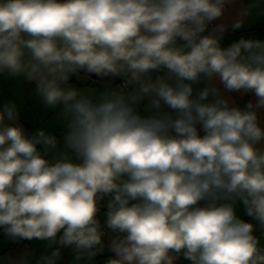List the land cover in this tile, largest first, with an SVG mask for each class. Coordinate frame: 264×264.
<instances>
[{"label": "clouds", "instance_id": "clouds-1", "mask_svg": "<svg viewBox=\"0 0 264 264\" xmlns=\"http://www.w3.org/2000/svg\"><path fill=\"white\" fill-rule=\"evenodd\" d=\"M233 2L0 0V77L61 126L0 105V230L51 249L15 264H264V39L223 43L264 0Z\"/></svg>", "mask_w": 264, "mask_h": 264}, {"label": "crops", "instance_id": "crops-1", "mask_svg": "<svg viewBox=\"0 0 264 264\" xmlns=\"http://www.w3.org/2000/svg\"><path fill=\"white\" fill-rule=\"evenodd\" d=\"M248 2L249 0H234L233 4L226 10L224 21L230 22L235 19L239 9ZM242 35L264 39V6L254 9L253 14L247 18L243 28L233 30L229 27L224 35L223 43L227 45ZM70 83H74L77 87H86L88 90H91V88L103 89L104 87L103 84L92 77L81 80L74 76ZM116 83H120L119 79ZM225 95L241 106L249 99L255 98L253 94L241 92L225 93ZM7 101L15 102L19 106L20 122L29 131H33L37 127H47L49 130H55L56 128L57 132L61 130L60 125H55L53 111L46 109L36 95L34 83H30L23 78L8 79L0 77V105ZM261 117L264 120V110H261ZM50 251L47 242L38 240L13 241L5 235L3 230H0V264H15V261L25 256H30L34 262L41 255ZM109 255L110 253L107 251L99 254L95 259V264H104V259ZM73 262L74 253L70 248H64L58 264H73Z\"/></svg>", "mask_w": 264, "mask_h": 264}, {"label": "trees", "instance_id": "trees-1", "mask_svg": "<svg viewBox=\"0 0 264 264\" xmlns=\"http://www.w3.org/2000/svg\"><path fill=\"white\" fill-rule=\"evenodd\" d=\"M92 78H93V79H96V80H98V81H99V78H97V77H95V76H92Z\"/></svg>", "mask_w": 264, "mask_h": 264}, {"label": "built area", "instance_id": "built-area-1", "mask_svg": "<svg viewBox=\"0 0 264 264\" xmlns=\"http://www.w3.org/2000/svg\"><path fill=\"white\" fill-rule=\"evenodd\" d=\"M215 23V22H214Z\"/></svg>", "mask_w": 264, "mask_h": 264}]
</instances>
